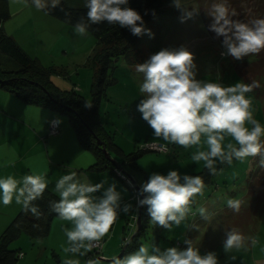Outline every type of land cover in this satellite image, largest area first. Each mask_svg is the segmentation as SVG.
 Wrapping results in <instances>:
<instances>
[{"label":"rangeland","instance_id":"rangeland-1","mask_svg":"<svg viewBox=\"0 0 264 264\" xmlns=\"http://www.w3.org/2000/svg\"><path fill=\"white\" fill-rule=\"evenodd\" d=\"M199 1L181 0V4L187 6L188 11H192L193 8L198 9L191 18L184 20V22H181V17L184 15L183 9L176 8L173 3L165 6L164 10L166 12L156 15L143 25L144 28L151 30L154 34L152 37L144 34L137 37L136 44L127 42V47L125 43L118 45L117 50L127 53V60L131 59L129 64L126 63L124 58L125 53L111 56L113 65L108 69L107 75L108 78L113 77L115 82H110L104 86V92L98 102V123L100 127H103V130L109 132L111 136L109 139L116 145L106 149L109 157L105 153L104 155L109 159L104 163L109 164V168H112L113 163L111 160H117L116 162L125 161V164H120L121 170L128 173L133 179L132 183L134 186L131 187L129 184L122 182L118 175H113L115 176L113 178L119 184L116 186H120L118 187L120 188L119 192L121 193V190L124 189L129 200H131L125 204L121 199V209H123L124 204L132 205L126 227L127 233L132 232L133 226L138 227L137 216L139 212L141 215V206H139L138 201L143 199L140 194V187L144 182L148 181L153 173L167 175L169 171L176 170L181 177L190 174V176H197V174L193 175V173L204 169L203 161L197 164L191 159L193 153L197 150L195 147L185 149L179 145L169 144L163 139L156 138L153 130L142 119L141 113L137 110V104L140 99L144 98L139 91L143 75L136 71V65L145 62L151 55L162 49L185 47L194 54L196 78L198 80L219 82L224 86H231L238 82L246 84L255 82L254 79H250L249 82L242 78L236 72L230 57L222 55V53L226 52V49L216 35H211L207 31L200 13ZM202 1L208 2L210 0ZM5 2L8 17L0 23V26L6 34L17 42L31 61L37 62L39 65L38 70H41L39 79L48 81L47 85L53 91L52 93L56 92V96L64 92L73 100L74 98L83 99L85 105L89 104L92 106L97 103L92 94L91 86L97 66L100 65L99 62L95 64L94 60L102 45L98 43L96 37L89 31L86 35H77L73 29L74 25L49 15L45 10H37L31 4V0H28L27 6L21 0H5ZM136 47L141 50L140 52L138 51L140 54H137ZM135 50L136 55L134 53ZM139 59H143V62H139ZM17 65L19 66V63L15 59L0 52V75H6L8 72L16 70ZM258 82L259 87L254 88L247 96L252 101L254 118L264 126V84L260 80ZM12 93L0 88V113L6 112L16 115L20 121L23 120L26 123L27 136L24 138L26 144L22 143V141L18 143L23 138H17L18 135L15 137L17 139L9 138V134H13L10 130L15 123L13 119L0 120V148L3 150L11 146L10 150L15 151V153H10V159H13L10 162L11 167L0 166V178L6 177L8 173L16 178H22L25 175L24 167H26V174H31L30 168L34 172L37 168H42L40 165H46L50 159H56L57 157L63 159L67 165L76 164L80 156L75 157L72 152L73 149H69L71 147L69 131L62 133L65 127L68 130L69 126L74 129L69 115L65 111L50 105L26 103ZM53 117L57 119L60 126L58 134H43L39 143L35 137L29 136L31 133L30 124L38 129ZM34 122L36 123L35 125L32 124ZM7 140L11 142V145L6 142ZM232 142L235 143L234 141ZM150 143L162 144L166 150L156 151L155 149H149L148 151L139 152L142 149H147L144 146ZM34 145L41 152H38L39 155H37V151L34 152L36 148L32 149ZM23 146L27 148L25 159L21 152L24 149H21ZM121 149L125 150V152L122 153ZM47 150L49 154L46 153ZM109 150H112V152ZM130 151L133 152L126 157L125 154ZM88 154L94 158L91 148ZM4 159L5 157L2 159V163ZM254 159L253 157H249L244 161L234 159L231 165L218 164L216 175H210L208 169H206L205 174L211 177V180L208 184H205L203 195L195 198L192 204V212L179 226L174 225L169 230L152 224L148 216L146 221L144 220L145 231L135 238L132 235L135 234L136 230L133 231L124 240V243L118 247L115 246L117 245L116 242L120 241L122 236L121 234L112 236L110 229L106 239H102L103 245L100 251L93 254L90 259H98L97 257L99 256L110 258L106 254L112 249L115 251L114 256L124 250L121 256L123 257L137 250L141 244H155L161 250L169 247L186 248L187 245L184 241L187 240L189 227L199 224L201 216L198 213V209L200 207L208 204V207H213L212 210H218L227 205L228 199L241 200L244 197L246 178ZM94 161L95 159L91 160L89 164ZM121 170L119 171L122 172ZM34 174L38 173L34 172ZM47 175L51 174L47 172ZM204 176V174L201 175V177ZM46 179L49 180V177H46ZM108 184L111 185L112 183ZM123 213V211H120L121 217L118 223H115L116 232L121 228ZM145 213H147L146 206H144L143 215ZM255 227L256 230L252 231V237L254 236L253 238L256 241L254 245L251 240H247L248 236L246 235V246L240 249H233L228 253L224 251L223 243L219 244L216 242V246L205 248L195 241L194 246L199 248L202 255L209 251L215 252L219 264H264V215L257 219ZM22 236L20 238H26L24 246L21 248L23 252L29 254L32 251L31 256H34L35 252H40L39 246L45 242L44 238L35 240L36 247L32 248L33 244L30 243L28 235L24 234ZM20 240L22 239H19V242ZM13 242H11L10 246L17 247L14 246ZM39 257L41 260L40 253ZM232 257H235V259L233 260ZM19 260L21 258L18 259V262ZM102 264H107V261L102 260Z\"/></svg>","mask_w":264,"mask_h":264},{"label":"clouds","instance_id":"clouds-1","mask_svg":"<svg viewBox=\"0 0 264 264\" xmlns=\"http://www.w3.org/2000/svg\"><path fill=\"white\" fill-rule=\"evenodd\" d=\"M21 2L28 5V0ZM31 4L37 10L55 9L61 0H31ZM128 4L129 0H85L87 19L78 21L73 26L74 32L83 36L91 25L107 22L129 29L135 36L152 37L151 30L143 27V17ZM173 5L184 11L181 22L198 11L196 8L188 11L181 0H173ZM208 15L212 17L210 30L223 37L226 52L222 55L241 60L264 51V18L249 22L233 19L236 13L229 11L226 0L213 3ZM194 61V54L185 47L165 48L136 65V71L143 75L139 91L144 98L137 104L142 119L156 138L185 149L195 147L192 161L197 164L203 161L210 175L217 174L218 164L231 165L234 159L244 161L259 156V163L264 167V126L254 118L252 101L247 96L259 85L238 82L224 86L198 80ZM47 188L44 174H26L21 179L8 175L0 178V203L9 206L14 201L25 213L30 212L39 219L42 212L34 202L43 197ZM204 189L205 182L199 175L181 177L176 170L167 175L153 173L140 187L143 199L138 204L146 206L152 224L171 230L188 218L195 198L202 196ZM54 192L59 199L50 201V211L71 224L64 229L68 245L64 251L74 256L87 255L99 247L118 219L121 193L114 183L105 188L104 182L93 184L81 179L75 171L61 176ZM241 205L240 199L227 200V206L235 212L240 211ZM130 209L131 205H124L122 211L128 213ZM198 213L205 220L210 218L204 207ZM225 235L226 253L246 246V238L237 229L226 231ZM247 240L253 245L256 242L254 238ZM184 243L187 245L184 249L164 250L155 244H141L123 257L88 259L85 264H102V260L107 264H219L215 252L202 255L192 240ZM63 264H81V261L69 258Z\"/></svg>","mask_w":264,"mask_h":264},{"label":"trees","instance_id":"trees-1","mask_svg":"<svg viewBox=\"0 0 264 264\" xmlns=\"http://www.w3.org/2000/svg\"><path fill=\"white\" fill-rule=\"evenodd\" d=\"M215 2H219V0L199 1L201 16L207 31L211 35L216 34L210 30L212 17L208 15V11ZM226 2L229 11L236 13L233 19L236 18L243 22H249L257 18H264V0H226ZM172 3L173 0H129L128 6L140 13L145 24L156 15L166 12L164 7ZM84 4L85 0H61L60 6L55 9L49 8L45 11L63 22L75 25L82 18L87 19V9L84 7ZM7 17L6 2L5 0H0V23ZM88 31L102 45L94 60L95 64L99 62L100 65L97 66L95 78L91 86L92 94L97 103L91 107H87L83 99L74 98L73 100L64 92L59 93L58 96H56V92L52 93L53 91L47 85L48 81L39 79L41 70H38L39 65L37 62L31 61L17 42L2 30L1 26L0 52L15 59L19 63V66L17 65L16 70L10 71L6 75H0V88L13 92L15 96L26 103L44 106L50 105L65 111L70 117L81 145L89 149L91 148L95 154V161L92 166L105 168L107 167V163L104 162L109 158L107 159L104 155L105 152L102 147L110 149L113 145H116L109 139L111 137L109 132L103 130V127H100L98 123V102L104 92V86L110 82H115L113 77L108 78L107 75L108 69L113 65L111 56L124 54L125 52L122 53L117 50L118 45L122 43L126 44L127 42L136 44L138 36L133 35L127 28H121L118 25H111L107 22L91 25ZM218 38L220 42L223 41V37ZM136 50L137 54H140L138 51L140 52L141 50L138 47H136ZM126 54H124V58L126 59V63L129 64L131 59L127 60ZM229 57L236 72L242 78L249 82L250 79H254L258 85V81L260 80L264 84V51L258 55L244 57L241 60H234L231 56ZM138 61L143 62V59H139ZM52 119L56 118L50 119L49 126ZM57 125L58 133L60 128L58 121ZM97 140H99V143ZM143 150L148 151L149 149H142L139 152L141 153ZM109 151L112 152V150ZM132 152L124 154L128 157ZM259 161L260 157H255L253 165L248 172L246 191L244 197L241 199L242 205L240 211L235 212L227 205L218 210H212L213 207H208V204L204 205V208L210 214V218L205 220L200 217L198 225L190 226L187 232V240H192L194 243L196 241L205 248H212L216 246V242L219 244L223 243L226 238V231H230L233 228L237 229L244 237L246 235L248 236L247 238L254 237H252V231L256 230L255 223L257 219L264 215V167L260 165ZM119 164H125V161L120 160ZM203 168V170L195 172L193 175L197 174L201 176L204 174L205 176L202 178L205 184H208L211 177L205 174L206 168ZM113 170L115 173L114 168ZM121 179L131 187L134 186L132 184L133 181L131 182L130 180V183L125 178ZM58 199L59 197L47 188L43 197L34 202L42 212V216L39 219L34 217L30 212L25 213L22 207L19 209L0 232V264H15L18 256L23 255V252L18 250V248L10 246L11 242L22 232L26 233L31 239H42L48 234L51 220L57 216V214L50 211L49 203ZM143 214L144 206H141V222L133 238L145 231V221L148 214ZM178 243L181 244L180 242ZM96 251V249H93L87 253L86 257L90 259Z\"/></svg>","mask_w":264,"mask_h":264},{"label":"crops","instance_id":"crops-1","mask_svg":"<svg viewBox=\"0 0 264 264\" xmlns=\"http://www.w3.org/2000/svg\"><path fill=\"white\" fill-rule=\"evenodd\" d=\"M1 89H3V88H1ZM8 92H10V91H8ZM12 94H10V95H12ZM16 97H15V99H16ZM9 119H13L15 121V123L12 125V129H10L13 132V134H9V138L11 137V139H13L18 135L17 138L23 137L21 140H19L18 143H21V141H22V143L26 144V142L24 140V138L27 136V132L25 129L26 123L23 120L20 121L16 117V115L8 114L6 112L0 113V120L1 121L2 120L5 121V120H9ZM49 121L46 122L45 125H43L42 127L38 128V129H36L35 127H32V125L30 124V132L31 133L29 136L35 137L37 139L36 141L38 143L41 142L40 137L43 134L44 135L46 133H47V135L49 134V129H48L49 128ZM32 124L35 125L36 123L34 122ZM67 131H69V142L71 144V147H69V149L70 150L73 149L72 152H73L74 156L75 157L80 156V158H79V161H77L76 164H73V165L72 164L71 165L65 164L63 159H60L58 157L56 159H50V161H48V163L46 165H43V166L40 165L42 168H37L34 172L38 173V174L39 173L44 174L45 177H49V180L46 179L48 181V189H50L53 193H55L54 187H55L56 182L59 180V178L65 174H69L70 172H73V171H75L81 179H86L87 181H89L93 184L104 182L105 188L107 187V185L109 186L108 183H110V184L115 183L116 185H119L117 180L115 178H113V177H115V176H113V175H115L113 168L121 170V166H120L119 162H116L117 160L116 161L111 160L113 163L112 168H109V166H110L109 164H107V167H105V168L104 167L97 168V167L92 166V164L94 162L91 164H89V163L91 162V160L95 159L94 152H93V155H94V158H93L92 156H90V154H88V151H90V149L83 147L81 145L75 129H73L69 126V130H68L65 127V128H63L62 133H65ZM17 132H18V134H17ZM4 136H6V135L4 134ZM17 138H15V139H17ZM6 142H8L9 145H11L10 144L11 142L9 140H7ZM10 147L7 149H3L4 151L1 150V148H0V166L4 165L5 167H11L10 162L13 161V159L12 158L10 159V153H15V151L10 150ZM25 147L26 146H23L21 148V149L24 148L23 150H21L19 148L23 154L24 159L26 158V153H27V150H26L27 148H25ZM34 148H36L35 145L33 146L32 149H34ZM30 150H31V148H30ZM121 150H122V152H125V150H123V149H121ZM121 150H117V151L120 152ZM35 151H37L36 153H37V155H39L38 154L39 149L36 148V149H34V152ZM39 153H41V152H39ZM46 153L49 154V151L47 150ZM4 154H6V155H4ZM3 157H5V159H4V162L2 163ZM13 166H14V164H13ZM31 169L32 168H30L31 174H34V172ZM12 170H13V168H12ZM23 171H24V174L26 175V167L23 168ZM46 171L48 173H50L51 175L48 176ZM122 172H124L126 177L130 178L133 181V179L131 178V176L128 173H126L125 171H122ZM9 174L10 173L6 174V176H8ZM17 179H21V177H17ZM122 182H124V181L122 180ZM124 183H127V182H124ZM118 187H120V186H116V189L119 192L120 188H118ZM101 194L102 193H96L95 195L99 196ZM121 197H122V201L125 202V204H127V202L131 201V200H129L127 192L124 191V189L121 190ZM21 207H22L21 205L16 204L14 201L9 206H4L2 203H0V232L5 228V226L11 220L12 216L15 215V213ZM131 208H132V205H131ZM120 211H122V209ZM129 214H130V211L128 213H123L122 221H121L122 225H121V228L118 232H116V224L115 223H118V221L121 217V214H119L118 219L116 220V222L111 227L112 236L116 235V234H118V235L121 234V236H122L121 240L120 241L118 240L116 242L117 245H115V246H117V247L120 244H123L124 240L126 238H128L133 233V231H135L137 229V226H135L136 228L133 226L131 233L126 232ZM66 227H71V224L67 221L61 220L58 216L53 217V219L51 220V223H50V228H49L48 234L44 237V239L42 238L43 240H45V242L41 243V245L39 246L40 252H35L34 256H31L32 251H30L29 254H26L25 252L22 251L21 248L24 246V242L26 241V238H20V237H23L22 235L26 234V233L22 232L14 240L15 242L12 241L14 246H17L15 248H18V250L23 252L22 256H18V259L21 258V260H19V262H18V259H17L15 264H63L64 260L69 259V258L79 259L81 261V264H85V260L86 261L88 260L86 255L85 256H79V255L74 256L71 253H66L64 251V249L68 246L67 245V238H66L65 232H64V229ZM107 236H108V234L103 238V240H105ZM19 239H22V240H20V242H19ZM29 239H30V243L33 244L32 246L31 245L30 246L32 248H35L36 247L35 240H38V239H31L30 237H29ZM49 251H50L51 255H50ZM39 253H40L41 258H42L41 260L39 257ZM114 254H115V251H114V249H112V251L108 252L106 254V256L111 257V256H114Z\"/></svg>","mask_w":264,"mask_h":264},{"label":"built area","instance_id":"built-area-1","mask_svg":"<svg viewBox=\"0 0 264 264\" xmlns=\"http://www.w3.org/2000/svg\"><path fill=\"white\" fill-rule=\"evenodd\" d=\"M58 131V125H57V121L56 119H52L51 122H50V126H49V133H57ZM144 148H147V149H155L156 151H164L166 150V148L162 145V144H158V143H150L148 145H145ZM116 173L122 177V178H125L127 181L130 182V180L124 175L122 174L119 170H116ZM131 183V182H130ZM103 243H102V240L99 242V247H96V248H93V249H96V253H98L102 247ZM89 259V257L87 258Z\"/></svg>","mask_w":264,"mask_h":264},{"label":"water","instance_id":"water-1","mask_svg":"<svg viewBox=\"0 0 264 264\" xmlns=\"http://www.w3.org/2000/svg\"><path fill=\"white\" fill-rule=\"evenodd\" d=\"M97 142L99 143V140H97ZM102 149H103V151L105 152V155H107V156L109 157V154L106 152L105 147H102ZM139 211H140V210H139ZM140 222H141V215H140V212H139V214H138V216H137V224H138V227H139ZM138 227H137L136 231L138 230ZM135 233H136V232H135ZM132 236H134V234H133ZM128 242H129V241H128ZM128 242H127V243H128ZM123 251H124V250H122V251H121L118 255H116V256H122ZM97 258L102 259L103 256H99V257H97Z\"/></svg>","mask_w":264,"mask_h":264}]
</instances>
